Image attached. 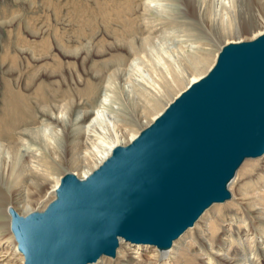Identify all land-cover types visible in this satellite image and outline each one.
Here are the masks:
<instances>
[{
	"label": "bare ground",
	"instance_id": "6f19581e",
	"mask_svg": "<svg viewBox=\"0 0 264 264\" xmlns=\"http://www.w3.org/2000/svg\"><path fill=\"white\" fill-rule=\"evenodd\" d=\"M175 1L140 0L138 8L141 13L138 17L145 35L129 37L125 53L97 61L91 66L92 69L85 70L87 77L81 88L78 84L83 81L79 74L72 85L66 80L60 83L41 82L29 93L12 87L7 81L4 83L0 106V181L5 187H22L25 195H29L33 186L36 189V192L33 190L35 197L53 181L51 193L54 194V188L62 176L54 175L55 163L67 164L75 156V160L78 159L76 165L90 164L79 177L88 174L115 145L130 141L176 95L209 69L217 54L204 70L207 52L211 48L199 47L196 44L198 41L186 40L188 36L182 39L177 34L181 23L172 14ZM204 1L211 16L209 20L216 23L221 32L219 39L234 37L233 40H225L224 44L252 39L264 32V19L241 29L238 0ZM129 4L125 5V11L120 8L121 13L115 10L123 25L122 34L126 36L134 31L131 16L128 18L126 15L131 14L132 5ZM197 34L200 33H196V37ZM59 35L55 37L65 43V34ZM17 39L24 40L20 35H17ZM45 42L41 41L43 44ZM63 43L59 44L62 46ZM86 46L76 50L85 49ZM199 50L203 53L200 57L196 55ZM64 54L77 56L73 50H64ZM182 84H185L182 90L155 112L164 95L174 86ZM30 86L31 81L28 80L24 88ZM62 86L65 88L62 89ZM127 109L135 115H130ZM153 110L155 114L151 119L141 121L144 114ZM128 115L132 116L131 119H128ZM132 119L135 123V120L142 122L139 130L133 129ZM260 157H263L261 164L253 163L246 170L243 168L244 181L233 196L229 187L235 181L236 172L228 186L231 193L229 199L233 200L224 206L225 211L214 207L229 199L212 204L166 250L120 240L117 248H121L116 249L115 256L108 257L116 258L114 264H124L126 261H130V264H264V154ZM247 159L243 161L244 164ZM66 170L63 169L62 173ZM253 178L257 180L249 185L247 182ZM25 202L28 208L22 211L18 201L8 199L2 208L4 214L0 212L5 216L4 220H0V264H23V255L17 250L9 229L7 206L20 214L35 210L29 205L32 200L26 199ZM100 259L102 257L90 264H100Z\"/></svg>",
	"mask_w": 264,
	"mask_h": 264
},
{
	"label": "water",
	"instance_id": "95a60500",
	"mask_svg": "<svg viewBox=\"0 0 264 264\" xmlns=\"http://www.w3.org/2000/svg\"><path fill=\"white\" fill-rule=\"evenodd\" d=\"M264 154V32L223 44L196 81L88 174L66 171L41 209L8 206L23 264H90L120 240L166 250L238 168Z\"/></svg>",
	"mask_w": 264,
	"mask_h": 264
},
{
	"label": "rangeland",
	"instance_id": "374dc122",
	"mask_svg": "<svg viewBox=\"0 0 264 264\" xmlns=\"http://www.w3.org/2000/svg\"><path fill=\"white\" fill-rule=\"evenodd\" d=\"M129 2L132 5L131 14L126 13V15L127 17L131 16L134 31L129 36H126L124 33L122 34L123 25L120 24L119 15L116 12L119 11L121 13L122 10L120 8H124L125 11V5L129 4ZM139 2L140 0H0V106L1 95L5 91L4 83L6 81L12 87L19 88L25 93L33 92L41 82L60 83L62 80H66L68 84L71 83L72 85L76 83L77 74L81 75L82 81H85L87 77L84 73L85 70L89 71L90 68L92 69L91 66L95 62L107 60L115 54L125 53L127 40L133 36L145 35L143 34L144 31L142 32L141 19L138 17V14L141 13L140 8H138ZM238 4V19L241 29L252 26L259 20L264 19V0H238ZM172 8H174L172 11L173 16L177 18L179 24L181 23V26L178 25V29L176 28V31L179 30L177 34H180L182 39L190 36L186 40L201 41L196 43L199 47L209 46L211 48V50L208 48L209 52H207L208 59L205 61L204 66V70H206L225 40H231L234 37L219 39L221 32L216 23L209 20L211 16H209V9L207 10V2L205 3L204 0H176ZM188 27L190 31L186 30ZM53 31L54 33H52ZM62 33L65 34V43L55 37ZM196 33H200L197 35L201 38L196 37ZM91 34L93 35L92 38H90ZM17 35H20L24 40L17 39ZM192 35L193 37L191 38ZM57 38L60 42H58ZM41 41L45 43L43 44ZM61 42L63 43L62 46L60 45L62 44ZM149 44L152 45L151 41H149ZM83 45H87V48L76 50V48ZM64 50H73L74 53L77 52V56L65 55ZM201 54H203L201 50H199V53L196 52L199 57ZM82 57L85 59L83 58L82 60ZM28 80L31 81V86L30 88H24ZM84 81L82 82L83 84L79 82L80 85L78 84V86L80 88L81 86L83 87ZM184 85L174 86V89L166 93L167 95H164L160 102L161 104L159 103L155 108L156 110L154 109L155 112L158 111L157 109L160 110L164 107L171 97H174L178 91L182 90ZM64 88L62 86V89ZM129 109H127V112L131 110ZM154 110L144 114V118L142 117L141 121L151 119L155 114ZM128 113L131 115L132 112ZM130 115H128V119H131L132 116ZM132 115L134 116L135 113H132ZM132 121L133 129L139 130L142 122L135 120V123L134 119ZM75 159V156H73L67 164L66 162L55 163V166H53L54 175L56 174L60 177L63 174V169H67L79 176L88 165L90 166V164L76 165L75 161L77 162L78 159ZM262 162L263 157L251 158L247 159V165L243 163L244 165L242 164L239 167L234 181L236 184L233 183L229 187L233 196L234 192L236 193L237 191V187L242 184V180L244 181V169L246 170L253 163L261 164ZM92 163L94 165V162ZM255 180L257 179H250L247 183L250 185ZM53 184L54 182L52 181L43 188L39 195L34 197L35 193H33V190L36 192V189L33 186L30 188L32 192L29 195H25L22 187L18 188L16 185H6L5 187L0 181V212L4 207L3 205L8 202V199L18 201L22 211H26L28 208L25 202L26 199L32 200L29 205L34 209L43 208L53 198L54 194L53 192L51 193ZM16 188L18 189L16 190ZM10 194L13 195L11 196ZM232 200L231 198L224 203L216 204L217 207L215 206L214 208L220 207L225 211L226 207L224 206ZM211 212L212 209L210 210ZM2 213H0V220L5 218L4 213ZM120 248L121 246L117 250ZM115 261L116 258L108 256H102V259L99 260L100 264L107 262L114 264ZM124 264H130V261H126Z\"/></svg>",
	"mask_w": 264,
	"mask_h": 264
}]
</instances>
